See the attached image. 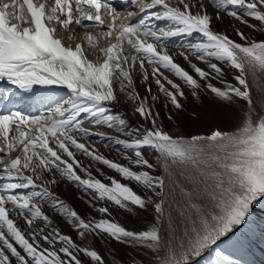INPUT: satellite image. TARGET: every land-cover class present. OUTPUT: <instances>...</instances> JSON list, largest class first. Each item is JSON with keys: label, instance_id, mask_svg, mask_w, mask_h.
I'll list each match as a JSON object with an SVG mask.
<instances>
[{"label": "snow or ice", "instance_id": "obj_1", "mask_svg": "<svg viewBox=\"0 0 264 264\" xmlns=\"http://www.w3.org/2000/svg\"><path fill=\"white\" fill-rule=\"evenodd\" d=\"M123 8L111 0H0V80L23 93L42 89L38 102L47 105L36 115L15 107L0 114V264H84L81 254L91 264H105L95 249L55 227L44 204L81 239L106 236L148 249L154 264H194L212 249L210 264H237L219 244L264 199V105L257 110L249 82V74L257 80L264 74V40L249 39L237 27V42L212 22L223 13L264 31V0H123ZM74 26L84 29L79 40ZM194 33L195 42L169 52L170 38ZM225 67L234 82L224 79ZM137 76L146 95L137 90ZM185 89L197 100L206 90L227 106L243 102L234 129L188 137L165 131L157 102L162 97L165 109L180 113ZM121 98L145 125L130 129L113 114L111 105ZM94 136L118 146L127 163L100 152ZM145 149L153 150L165 175L151 173L156 165ZM61 181L80 189L100 218H84L60 199L53 186ZM149 206L154 223L144 230L111 219L113 209L132 213Z\"/></svg>", "mask_w": 264, "mask_h": 264}, {"label": "rangeland", "instance_id": "obj_2", "mask_svg": "<svg viewBox=\"0 0 264 264\" xmlns=\"http://www.w3.org/2000/svg\"><path fill=\"white\" fill-rule=\"evenodd\" d=\"M221 15L223 18L220 20H216V24H217L216 28L218 30L228 32L234 38L239 39V37L236 36L234 32V28L239 27L248 37L250 38L256 37L255 39L256 41L264 40V36H263L264 31L259 30V27L248 28L245 25L239 24V22L233 20L231 17H228L226 14L222 13ZM249 20L251 23H256L257 25H259V22L252 21L251 18H249ZM219 25H221L222 27ZM202 64L203 63H201L199 66L207 70L206 65L203 64L202 66ZM224 72H225L224 79L229 82H234L233 72L229 70L227 67L224 68ZM211 82L218 87H222V85L219 83L218 80H212ZM185 91L187 94V99L183 101L184 109L180 113L175 112V110H172L171 108L165 109L164 101H163V98L161 97V100L157 102V110L160 112L159 122L163 123L167 121L168 127H171L170 125H178L186 132L188 136L193 135V134H199V133H202L203 135L210 134L212 130L208 128V124H209L208 122H211V121L215 124V126H217L216 128H222V130H226L224 122L227 120L230 121L231 118H226L225 115L227 113L225 112L226 110H229V111L232 110L233 106H227L225 104L224 105L220 104L221 106L219 105L216 108L215 105L214 106L212 105L209 99H205V95L203 91H199L198 100L191 96L190 90L185 89ZM122 99L123 98H121L122 102L120 103L123 109H121L122 111H119V110H116V111L120 112L121 115L126 120H131L132 117L130 118V116L123 114L124 108L127 107L128 103L124 102V100ZM262 101H263L262 99L261 100L258 99L257 101L259 109L263 105ZM116 106L119 107L120 105H116ZM113 114H117V113H113ZM169 114L172 116V119L168 118ZM235 116H236V112L234 111L232 117H235ZM170 121H175V122L170 123ZM100 130L107 131L109 132V134H112V135H118L113 130L106 129L103 126L100 128ZM95 144H96V147L105 156L110 157V159H118L117 161L119 162L121 161V163H125V164L127 163L125 160H123V157H121L120 154L117 152L116 149L118 146L113 145L110 140H105L103 142H100L98 139L96 140ZM105 145H109V146L105 148ZM144 155L146 158H148L146 151H144ZM149 161L150 163H153L152 160H149ZM102 170L105 171L107 170V168L105 166H102ZM150 171L153 175H155L153 173V170H150ZM121 182H125V181L122 180ZM134 190L137 192H141V193L143 191V189L139 187L135 188ZM53 191L55 192L57 196L59 195L60 199L64 200L74 210H76L78 214L82 215V217L84 218L96 217L97 219L100 218V214L96 212L94 209H92L89 203L87 202L88 197L80 189H77V187L74 184H69L65 181H61L59 184L53 186ZM102 203L103 202H101V204ZM260 208H261L260 213L258 214L256 223H258L259 226L263 227L264 225V199H261ZM43 209H45L44 210L45 213L49 215V217L53 220V224L55 227H57L63 234L69 235L76 243L80 244L81 246H85V247L87 246L89 248L95 249L102 256V258L105 261V264H133L134 261L137 262V264H154V253H152L148 249H144V248L137 247V246L121 244L119 242H116L114 240L107 238L106 236L101 237L97 235H87L89 236V239L87 236L81 239L78 233L76 232V230L73 229L72 226L69 225L62 216H60L54 210L50 209L47 204H44ZM112 211H114L112 212V217H114V220L121 223L123 226H125L129 230H136V231L144 230L152 224L149 222L148 220L149 218L146 217L143 210L137 209L132 213H128L124 210H116V209H113ZM21 226H23V222H21ZM86 238L89 240L90 246L86 242H84ZM242 239L245 241H243ZM242 242L243 243L245 242V244H243ZM251 242L252 243L254 242V243L252 244ZM259 243L260 245L258 246L257 244ZM236 245H237V249H233L232 247L228 245H224V244H221L219 248L226 249L227 250L226 254L230 255V258L236 261L237 264H245V263L246 264H250V263L251 264H264V249H262L264 248V234L262 236H258V235H255L249 232L247 235L246 234L242 235V238L239 240V245L238 243H236ZM261 245H263L262 248L260 247ZM250 247L251 248L253 247L256 249H253V248L251 249ZM241 248L245 251H243ZM215 251L216 249L212 252V254L215 255ZM236 253H238L239 255ZM242 255H243V258H242ZM203 258L204 257L193 258V259H197V261H195L194 264H199L200 261H203ZM81 259L84 261V264H91L90 258L84 257L82 254H81ZM248 261L249 262L251 261V262L249 263Z\"/></svg>", "mask_w": 264, "mask_h": 264}, {"label": "bare ground", "instance_id": "obj_3", "mask_svg": "<svg viewBox=\"0 0 264 264\" xmlns=\"http://www.w3.org/2000/svg\"><path fill=\"white\" fill-rule=\"evenodd\" d=\"M111 2L113 3V5L117 8V10L119 11H123L124 8H123V0H111ZM207 2V0H206ZM208 11L210 13H213L214 12V9L213 7L209 4L208 6ZM227 20V19H226ZM106 23H107V20H106ZM158 24L161 23V22H157ZM233 24V23H232ZM222 25V24H221ZM219 25V26H221ZM228 25V24H226ZM212 27L213 29L217 30V31H220V32H224V31H221V30H218L216 27H217V24H216V19H213V22H212ZM222 27V26H221ZM73 31L75 32L76 34V38L77 40H79L80 36L83 34L84 32V29L80 28L79 26H74L73 27ZM226 33L227 35H229V37L237 42H240L239 39H236L234 38L232 35H230L228 32H224ZM60 35H64L65 36V44L67 45L69 43V41L67 40L66 36H67V33H65L63 30H61V32L59 33ZM199 34L198 33H194L191 37L189 36H180V37H173V38H170L168 41H167V46H168V50L170 53H175L177 52V49L178 48H182V46L185 44V43H188V42H195L196 40V37L198 36ZM264 36V35H263ZM249 39H252V40H255V38H250ZM75 43V41L71 42ZM103 43V42H102ZM91 58V57H90ZM175 59H176V62L181 64V66L185 67V69H187L188 65H187V62L183 60L182 57H180L179 55H176L175 56ZM193 62L197 63L198 66L202 63L201 61H197L195 60V58L193 57ZM203 66V64H202ZM207 67V66H206ZM257 76L259 77V79H254L252 77L251 74H249V82L252 86V96H253V100L256 104V107H257V110H259V106H258V99H262L263 101V105H264V74H260L258 73ZM135 83H136V86H137V90L140 92L141 95H146V89H145V86L141 83L139 77L137 76L135 78ZM4 84V85H3ZM3 84H0V114H2L5 110H8V109H12L13 107L15 108H18L22 111H24L26 114H29V115H36L38 114L39 111H42L44 109V107H46L47 105H42L41 103L38 102L39 100V97H38V93L42 92L43 90L40 89V88H36L35 91L33 93H23L21 92L20 90L16 89L14 86L10 85L7 81L3 82ZM152 90L153 92H156V87L154 85H152ZM204 92V95H205V99H209L212 103V105L217 108L220 104V102H218L216 99L213 98L212 94L209 92V91H206V90H201ZM7 97V98H6ZM258 98V99H257ZM123 100V99H122ZM122 102V101H121ZM261 102V103H262ZM206 103V102H205ZM243 102H240V103H237V104H234L232 105V110H226L225 113H227L225 116L226 118H231L230 121H225L224 125H225V128L226 130L224 131H231L234 129V127L237 125V122H238V115H237V110L242 106ZM116 105H121V103L119 104H113L111 105V109H112V112L113 113H117V114H120V112H117L116 110H119V111H122L121 109H123V107L121 108L120 106L117 107ZM224 105V104H223ZM221 106V105H220ZM234 108V109H233ZM261 108V107H260ZM219 109V108H218ZM217 109V110H218ZM223 109V108H222ZM230 109V108H229ZM221 110V109H220ZM234 111L236 112V116L235 117H232ZM125 115L127 116H130V118L132 117L131 120H127L128 121V126L130 129H135V128H140L142 125H145V121L143 120V118L139 117L138 115L134 114L133 111H131V107L128 103L127 107L124 108V113ZM231 114V115H230ZM211 117V116H210ZM163 118V117H162ZM175 121H170V123H174ZM161 124V126L164 128L165 131L169 132L170 134L174 135V136H185V137H188V135L186 134V132L178 125H170L171 127H168V123L167 121L166 122H159ZM208 128H210L211 130H214L216 129L217 126H215V124L211 121V122H208ZM204 129V128H203ZM222 130V128H219ZM199 134H202V133H199ZM194 135V134H193ZM208 135V134H207ZM191 136V135H190ZM93 142H96V140H98L99 138L98 137H92L91 138ZM98 142V141H97ZM103 148V147H102ZM106 148V147H105ZM109 151V150H108ZM144 151H146V154H147V159L149 160H152L153 161V164L156 165V167L153 170V173L155 175H165L163 169L157 164V161L155 159V156L156 154L153 152L152 149H145ZM101 152V151H100ZM110 158V157H108ZM80 159L82 160V162H84L85 164L88 163V160L87 158H84V157H80ZM113 160H118V159H113ZM119 162V161H118ZM121 162V161H120ZM127 162V161H126ZM102 168V166H100ZM92 171H93V174L94 175H97L99 176L98 173L95 172V165L93 166L92 168ZM175 171V170H173ZM106 174H109V175H114V176H117L118 177V174L116 173H113L114 171L110 170V169H107L104 171ZM110 172V173H108ZM131 187H133V189L139 187L138 185H136L135 183H132L130 184ZM171 187V182L166 178V188L167 189H170ZM140 188V187H139ZM68 192V191H67ZM143 192V191H142ZM59 197V195H58ZM169 199L171 200V197H169ZM260 204H261V200H258L254 205H253V208L254 210L251 212V214L247 217V220H246V223H244L243 227L239 228L237 231H235L229 238L227 241H224V242H221L219 244V247L221 244H224V245H228L230 247H232L233 249H237V245H236V242L239 241L241 238H242V235L244 234H248L249 232L250 233H253L255 235H258V236H262L264 234V225L263 227L262 226H259L258 223H256L257 221V218H258V214L260 213ZM45 210V209H44ZM166 210H167V205H166ZM146 217H148L149 219V222L150 223H154V210L152 209L151 206H149L146 210H143ZM114 212V211H112ZM116 213V212H115ZM122 213V212H121ZM263 214V213H261ZM173 215H175V212L173 211ZM261 217V216H260ZM111 219H114V217H111ZM260 223V222H259ZM88 239H89V236H87ZM245 238V237H244ZM87 238L85 239L84 242H86L89 246H90V242ZM248 239V238H247ZM254 239V238H253ZM256 239V238H255ZM243 240V239H242ZM241 240V241H242ZM261 240V239H260ZM245 241V240H243ZM256 241V240H255ZM262 241V240H261ZM243 243V242H242ZM252 243V242H251ZM254 243V242H253ZM252 243V244H253ZM245 244V242L243 243ZM236 245V246H235ZM239 245V243H238ZM255 245V244H254ZM258 246L260 245L257 244ZM253 246V245H252ZM87 247V246H86ZM261 248L263 247V245L260 246ZM229 248V247H228ZM251 248V247H250ZM253 248V247H252ZM251 248V249H252ZM242 249V248H241ZM253 249H256V248H253ZM264 249V248H262ZM215 249H212L210 250L209 252H206L205 254H202L200 257H204L203 258V261H200L199 264H208L210 263V259L212 258V256H214V254H212V252L214 251ZM243 250V249H242ZM239 251V250H238ZM245 251V250H243ZM233 253V252H232ZM240 253V252H239ZM245 253V252H244ZM247 253V252H246ZM256 253V252H255ZM235 254V253H234ZM238 254V253H236ZM239 255V254H238ZM244 255V254H243ZM243 255H242V258H243ZM250 255V254H248ZM254 255V254H253ZM236 256V255H235ZM247 256V255H246ZM252 257V256H251ZM237 258V257H236ZM200 259V258H199ZM240 259V258H238ZM246 259V258H245ZM248 259V258H247ZM252 260V259H251ZM195 261H197V259H194V263ZM247 261V260H246ZM249 262V261H248ZM251 262V261H250ZM249 262V263H250ZM254 262V261H253ZM246 264V263H245ZM251 264V263H250Z\"/></svg>", "mask_w": 264, "mask_h": 264}, {"label": "water", "instance_id": "obj_4", "mask_svg": "<svg viewBox=\"0 0 264 264\" xmlns=\"http://www.w3.org/2000/svg\"><path fill=\"white\" fill-rule=\"evenodd\" d=\"M194 135H203V134H194Z\"/></svg>", "mask_w": 264, "mask_h": 264}]
</instances>
